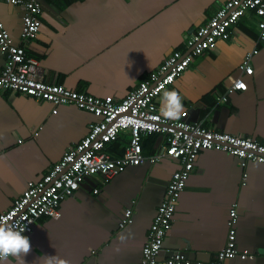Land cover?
<instances>
[{
	"label": "crops",
	"instance_id": "1",
	"mask_svg": "<svg viewBox=\"0 0 264 264\" xmlns=\"http://www.w3.org/2000/svg\"><path fill=\"white\" fill-rule=\"evenodd\" d=\"M227 1L43 0L40 31L27 51L39 61L45 83L120 101L182 50ZM22 16L20 8L0 3V18L16 45ZM257 24L252 13L243 16L229 40L217 41L214 50L195 59L167 90L179 93L187 122L264 145V42H257ZM255 49L253 74L242 75L238 67ZM3 64L0 58V69ZM238 76L247 91L220 102L229 78ZM54 110L49 103L0 92V214L97 122L74 106H60L56 114ZM127 140L121 134L108 152L120 156ZM178 168L176 161L165 159L128 167L104 186L99 177L85 180L60 204L59 217L34 225L25 264H45V257L55 256L57 264H140L148 231ZM231 209L238 214L236 248L251 257L225 264H264V165L241 168L239 159L228 153L200 152L164 250L180 252L192 264H213L227 240ZM127 210L132 211V224L120 229ZM9 264L17 261L10 257Z\"/></svg>",
	"mask_w": 264,
	"mask_h": 264
},
{
	"label": "built area",
	"instance_id": "2",
	"mask_svg": "<svg viewBox=\"0 0 264 264\" xmlns=\"http://www.w3.org/2000/svg\"><path fill=\"white\" fill-rule=\"evenodd\" d=\"M43 0H0L22 10L19 44L16 45L0 18V92L17 93L55 108L74 106L92 115L97 122L89 126L87 135L66 151L39 181L29 183L12 206L0 214V227L26 226L24 235L30 236L34 225L41 219L59 217L60 204L72 198L85 180L99 177L101 185H107L128 167L144 164L156 165L165 159L179 164L168 183L165 197L157 209L142 249L140 264H192L180 252L166 251L164 239L170 231L178 201L186 183L194 171L195 161L202 151L225 152L239 159L241 168L249 163L264 165V145L252 138L234 136L213 131L203 123L186 121V113L171 120L163 118L158 108V98L190 67L193 61L216 48L217 41H227L232 29L243 16L252 13L258 19V43L264 42V0H229L186 41L184 48L175 51L162 65L136 89L120 101L111 97L98 98L83 92L68 90L63 86L50 85L39 73V61L29 56L27 45L39 34ZM258 54L255 49L248 53L238 67L245 76L253 74L251 61ZM229 87L219 101L227 102L234 92H246L247 84L242 76L229 78ZM121 134L128 140L120 156H112L108 147L118 141ZM150 135L161 139L152 154H145L143 140ZM247 175H243V183ZM94 194L99 189L93 190ZM238 214L231 209L227 222L228 234L224 248L213 264H225L239 257L245 260L251 255L236 248V224ZM132 224V211L124 213L120 229ZM196 264H202L197 262Z\"/></svg>",
	"mask_w": 264,
	"mask_h": 264
},
{
	"label": "clouds",
	"instance_id": "3",
	"mask_svg": "<svg viewBox=\"0 0 264 264\" xmlns=\"http://www.w3.org/2000/svg\"><path fill=\"white\" fill-rule=\"evenodd\" d=\"M183 112V103L175 90H165L160 97V115L166 119L178 118ZM25 228L9 225L0 227V264H9L14 258L17 264H25L24 256L30 250L29 237L24 235ZM45 264H57V257H45Z\"/></svg>",
	"mask_w": 264,
	"mask_h": 264
},
{
	"label": "trees",
	"instance_id": "4",
	"mask_svg": "<svg viewBox=\"0 0 264 264\" xmlns=\"http://www.w3.org/2000/svg\"><path fill=\"white\" fill-rule=\"evenodd\" d=\"M159 138L160 137L158 135H150V136L146 137L143 141V144H142L143 150L146 151V152L145 151L144 152L147 154H152L156 145H157ZM114 146H117V144Z\"/></svg>",
	"mask_w": 264,
	"mask_h": 264
},
{
	"label": "rangeland",
	"instance_id": "5",
	"mask_svg": "<svg viewBox=\"0 0 264 264\" xmlns=\"http://www.w3.org/2000/svg\"><path fill=\"white\" fill-rule=\"evenodd\" d=\"M32 99V98H31Z\"/></svg>",
	"mask_w": 264,
	"mask_h": 264
}]
</instances>
